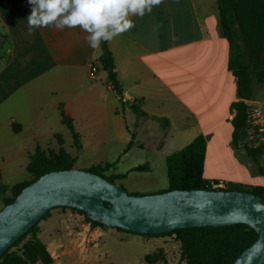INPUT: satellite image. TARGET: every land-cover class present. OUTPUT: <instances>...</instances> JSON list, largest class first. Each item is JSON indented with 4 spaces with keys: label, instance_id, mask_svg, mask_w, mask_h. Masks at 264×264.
<instances>
[{
    "label": "crops",
    "instance_id": "1",
    "mask_svg": "<svg viewBox=\"0 0 264 264\" xmlns=\"http://www.w3.org/2000/svg\"><path fill=\"white\" fill-rule=\"evenodd\" d=\"M31 7L28 0H0V176L11 162L27 160L26 168L38 147L58 148L56 134L64 148L70 130L61 108L79 133L77 147L70 132L76 148H99L116 137L125 154L134 148L162 151L174 134L195 131V137L207 139L204 173L211 149L236 151L231 104L237 100V82L228 68L229 45L221 33L217 0H163L143 17H132L135 27L107 42L122 97L97 62L101 48L89 46L85 31L50 26L29 35ZM259 87L247 102L256 106V122L264 131V96L257 97L264 86ZM131 105L147 115L137 119ZM118 161L106 163L115 169ZM136 166L106 174L150 170L146 163L145 170L130 171ZM82 234L83 240L79 236L59 245L56 264H145L144 257L158 247L145 235L138 246L123 241L139 234L111 227H86ZM106 238L120 240L107 249Z\"/></svg>",
    "mask_w": 264,
    "mask_h": 264
},
{
    "label": "trees",
    "instance_id": "2",
    "mask_svg": "<svg viewBox=\"0 0 264 264\" xmlns=\"http://www.w3.org/2000/svg\"><path fill=\"white\" fill-rule=\"evenodd\" d=\"M217 3L221 33L229 45L228 68L237 82V100L231 104L234 112L231 124L233 127L232 145L236 149H240V142L249 127L250 105L247 101L253 99L255 87L264 84V0H217ZM100 48L101 54L97 62L107 73L113 89L122 97L123 92L117 79L114 57L108 43L102 42ZM121 104H125L122 99ZM130 108L136 114L137 119L147 115L137 105H131ZM60 111L63 123L72 134L74 144L80 147L79 133L74 127L72 119L64 113L62 108ZM131 135L134 138L133 132H131ZM55 138L58 141V148L42 149L38 147L30 154L26 166V170L32 174L30 181L14 185L0 181L2 208L13 202L24 187L41 175L55 170L74 168L75 158L62 147L61 136L56 134ZM132 144L131 140L128 147L130 148ZM206 146L207 139L200 134L188 145L166 157L169 186L167 190L163 191L174 189L240 190L264 197V185L245 189L236 183L205 178ZM244 150L248 157L258 164L255 150L251 148H244ZM113 165L112 163L98 164L87 171L96 173L111 182L125 178L127 174L106 175V172ZM145 169L146 166L139 165L133 167L130 171H143ZM258 171L264 177V165H259ZM91 222L100 228L108 227L97 221L91 220ZM115 229L135 234L121 228ZM38 232L37 223L0 256V264H56ZM28 235H30V239L23 245L21 250L11 251V248L16 247ZM165 235H175L177 240L180 241L181 257L185 264H233L235 258L257 239V233L246 224L178 229L170 233L146 236ZM162 253V250H158V252L146 255L144 257L145 264H154L157 259H162Z\"/></svg>",
    "mask_w": 264,
    "mask_h": 264
},
{
    "label": "water",
    "instance_id": "3",
    "mask_svg": "<svg viewBox=\"0 0 264 264\" xmlns=\"http://www.w3.org/2000/svg\"><path fill=\"white\" fill-rule=\"evenodd\" d=\"M57 207L139 235L246 224L257 239L233 264H264V197L240 190L174 189L135 195L87 170H55L24 187L0 210V256Z\"/></svg>",
    "mask_w": 264,
    "mask_h": 264
},
{
    "label": "rangeland",
    "instance_id": "4",
    "mask_svg": "<svg viewBox=\"0 0 264 264\" xmlns=\"http://www.w3.org/2000/svg\"><path fill=\"white\" fill-rule=\"evenodd\" d=\"M259 86H261L259 88H263L264 84ZM263 96L264 89L258 90L257 97L261 98ZM255 109V105H250L249 127L240 142V149L232 152L228 148L220 147L209 151L204 173L206 177L221 178L215 180L236 183L245 189H252L256 186L264 185V177L258 171V166L264 165V131L260 130L262 127L261 122H256L259 119V115ZM195 133V131H191L174 134L172 143H167L162 151L152 150L150 148H134L125 154L123 153L125 146L117 144L116 141L118 139L116 137L113 139L115 141L113 144L105 143L99 148H76L72 139H70L71 135L69 132L64 144V150L75 158L73 167L80 170H88L92 166L119 159L118 163L114 166L115 169H110L107 174L124 173L132 166L147 163L150 167L149 171L130 172L125 179L114 182L117 185L123 186L130 194L145 195L157 193L168 188L165 155L187 145L194 139ZM244 148L255 150L258 164L254 163L248 157ZM26 161L11 162L7 167L3 168L1 170L0 181L9 185L30 181L32 174L24 168ZM241 180H245V182L241 183ZM2 206L3 204L0 199V210ZM86 227L90 229L100 228L93 224L86 214L82 212L67 207H57L38 222V235L40 234V238L46 244L47 248L49 245L50 253L56 262L59 260V245L64 244V241L66 243L73 239H78L79 236H81L80 240H83L82 231ZM138 236L134 239L136 241L131 240L132 238H124L123 241L135 242L138 246V243L142 241L141 236L144 235ZM152 238L157 242L158 247L150 254L158 252V250H162L163 252V258L157 259L154 264H185V261L181 257L180 241L177 240L175 235L152 236ZM29 239L30 235L26 236L16 247L11 248V251L21 250ZM118 240L120 239L106 238V246H103L109 249ZM144 249L151 251L149 247Z\"/></svg>",
    "mask_w": 264,
    "mask_h": 264
},
{
    "label": "clouds",
    "instance_id": "5",
    "mask_svg": "<svg viewBox=\"0 0 264 264\" xmlns=\"http://www.w3.org/2000/svg\"><path fill=\"white\" fill-rule=\"evenodd\" d=\"M31 13L27 17L28 33L37 28L79 27L92 49L111 42L135 27L132 17H143L163 0H28Z\"/></svg>",
    "mask_w": 264,
    "mask_h": 264
}]
</instances>
